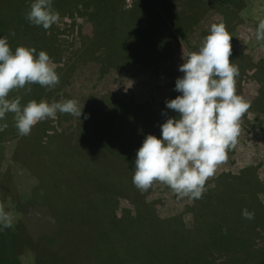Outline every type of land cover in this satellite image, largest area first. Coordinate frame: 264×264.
<instances>
[{
    "label": "rangeland",
    "instance_id": "obj_1",
    "mask_svg": "<svg viewBox=\"0 0 264 264\" xmlns=\"http://www.w3.org/2000/svg\"><path fill=\"white\" fill-rule=\"evenodd\" d=\"M75 1L55 0L53 7L60 19L44 30L25 19L31 0H0V37L9 38L13 51L18 46L46 51L60 77L59 83L51 89L33 84L14 90L11 98L21 97L22 104L31 99L49 103L75 99L83 109L80 119L85 111L96 108L102 115L109 113L114 101L140 104L136 106L146 103L152 111H158L172 98L176 77L173 72L180 73L179 67L184 63L183 49L186 54L198 51L211 25L223 22L233 36L230 61L239 69L236 92L250 107L256 104L264 109V41L258 42L255 38L257 25L264 20V0H226L225 4L220 0H85V4L81 1L74 6ZM194 2L195 9H191L194 13L190 16V3ZM109 4L111 8L107 9ZM170 4L177 9V14L168 8ZM99 7L102 10L99 11ZM19 14H22L20 18ZM110 14H115V18L104 20ZM122 15L123 22L118 18ZM186 17L190 22L183 36L175 18ZM123 26L128 38L120 35L117 44L124 56L114 55L111 59L105 55L111 33L115 30L117 38ZM139 26L149 28L143 29L153 35L152 41L159 51L162 50L166 61L176 62L172 72L168 67L153 65L150 56L138 55L132 47L129 50L130 46L145 48L150 45L145 36L141 43L129 38L130 28L137 30ZM153 51L156 53L155 47ZM234 51L242 56L235 59ZM29 87L31 91H27ZM247 94L259 97L253 99ZM106 117L101 119L105 124ZM80 119L57 113L55 118L37 123L29 135L20 136L14 114H7L4 122L8 127L0 132V205L13 213L14 223L12 228L0 231V261L7 264H77L66 261L62 255L66 252L85 255L95 250L98 264H142L132 262L129 255L135 248L129 246L127 238L135 230L144 229L132 218L145 219L150 210L158 212L160 209L170 211L168 215H178L183 209L185 220L181 230L183 233L191 230L192 242L165 240L164 246L175 251L160 250L168 255L166 262H176L177 258L183 261L184 256L200 249L213 254L227 249L226 254H215L223 264H264V231L261 224L258 226L264 222V211L253 204L257 200L250 196L259 185L252 175L253 167L259 174L258 182L263 191L258 197L264 205L263 114L249 108L241 117L235 148L206 181L202 197L194 200L178 198L167 185L159 182L147 191L137 189L132 182L134 169L115 154L94 148L80 136ZM84 122L85 118L82 125ZM100 164H111L117 172L107 171ZM93 166L97 168L94 175L91 174ZM242 169L243 177L239 181L251 184L247 186V200L240 206L235 204L242 201L243 188L229 192L231 187L225 184L213 189L216 184L212 181L221 171L238 173ZM120 174L128 175L132 189L116 193L114 188L120 189L123 179L118 176ZM143 200L147 201L145 205ZM203 203L207 212L205 218L200 219L198 211ZM244 210L254 213L253 218H245ZM161 235L164 236V232L157 237ZM92 243L96 245L90 248ZM188 244L191 247H187ZM188 248L192 249L185 251ZM240 248L251 252L231 256L236 253L230 249ZM83 263L88 264V261Z\"/></svg>",
    "mask_w": 264,
    "mask_h": 264
},
{
    "label": "clouds",
    "instance_id": "obj_2",
    "mask_svg": "<svg viewBox=\"0 0 264 264\" xmlns=\"http://www.w3.org/2000/svg\"><path fill=\"white\" fill-rule=\"evenodd\" d=\"M25 19L48 30L59 21L60 14L53 0H31ZM232 37L223 22L214 23L198 51L186 54L183 49L184 63L179 67L183 76L175 83V90L181 94L166 101V108L179 116L168 118L160 126V137L147 135L137 150L132 177L137 189L147 191L159 182L178 198L200 199L206 181L235 148L241 117L250 104L236 92L239 69L230 61ZM255 38L264 41V20L259 21ZM8 39L0 37V132L8 127L4 121L9 113L14 114L20 136L29 135L37 123L55 118L57 113L80 119L83 109L75 99L22 104L21 97H10L14 90L33 84L51 89L60 77L46 51L26 46L13 51ZM242 214L247 219L254 216L247 210ZM13 223V213L0 205V231L12 228Z\"/></svg>",
    "mask_w": 264,
    "mask_h": 264
},
{
    "label": "trees",
    "instance_id": "obj_3",
    "mask_svg": "<svg viewBox=\"0 0 264 264\" xmlns=\"http://www.w3.org/2000/svg\"><path fill=\"white\" fill-rule=\"evenodd\" d=\"M54 1L55 0H53V5H54ZM67 1H73V0H67ZM81 1L83 4H85V0H76L73 5L78 6L79 3H81ZM198 2L199 1L196 2V5L199 4ZM226 2H227L226 0H220L221 4H225ZM29 3H31V2H29ZM190 5H191V8H189L190 9V16H192L194 11L192 10V12H193L192 13L191 9H195L194 8L195 2H194V4L190 3ZM29 6H30V4H29ZM104 7H105V5H104ZM106 7H107V9L111 8L110 4H109V7L108 6H106ZM106 7H105V9H106ZM168 8L174 9V14H177V11H176L177 9H175L174 5L170 4V5H168ZM98 10L100 11V10H102V8L99 7ZM225 13H227V12H225ZM19 15H20L19 16V18H20L22 16V14H19ZM114 15L115 14H113L112 16H111V14L106 15L104 20H107V21L113 20L112 17L115 18ZM118 18H119V20H121V22H123V20H125L123 15H122V17H118ZM175 22L176 23L178 22L177 23L178 31L181 34H183V36H185L187 26L189 25L190 21H188V19L186 17V18H182L180 20H179V18H175ZM143 28H146V27L145 26H142V27L139 26V27H137V30H132V31H131L132 28H130V34H129L130 37L129 38H132V39L135 38V39H133V42L141 43L142 40L144 39L143 36H145L147 38L146 40L150 43V45H148V47H145V48H141L138 46H137V48H134V46H130L129 50L132 47L133 49H135L136 54H138V55L140 54L141 56H146V55L150 56V58H152L153 65H155L156 67H163V68L168 67L170 69V72H172L173 71L172 66H174L173 64H175L176 62L172 59H169V61H166L164 59L165 55H163L162 50L159 51L158 48L156 47V45L154 44V42L152 41L154 39L153 35H151V33L146 30L149 28H146V29H143ZM126 30L127 29H125L124 26H123V28L121 27L119 30V33L117 34V38L115 35V30L112 31V33H111L112 36L109 39L110 44H109L107 50L105 51L106 56H110L111 59H112V56H114V55H116V56L118 55V57L124 56L122 54V51H120L117 42L120 39V35H121V38H128V34H127ZM115 38H116V43L114 42ZM136 38H139V39H136ZM176 46L177 45H175V47ZM153 47H155L156 53H154ZM238 56H242V54L235 52V55H234V57H236L235 59H239ZM173 74L176 75V77H174L175 80L172 84L173 95H172L171 99H175L177 96H179L181 94L175 90V83H176L177 78L183 76L182 72H180V73H174L173 72ZM247 96H249L250 98H253V99H258V97H259V95L258 96H254V95L251 96L249 94H247ZM136 105H140V104H135L133 101H129V102L114 101L112 103L111 107H109V109H108L109 111H107L109 113L102 115L101 114L102 111L99 108H96L93 111L87 110L84 112L85 114L83 115L84 116L83 118H85V122L83 123V125L81 123L83 118L80 119V125H81L80 136L81 137L86 138L87 141L90 142V144L94 148H100V149L104 150L105 152L115 154L119 159H121L122 161L127 163L128 167L131 169H134V167H135L136 153H137V150L142 146V143H143L145 137L149 134L160 137V135H161L160 126L164 122H166V120L168 118L179 116V114L177 112L166 108V101L162 104V107L158 111H152L149 107H147L148 104H146V103L143 106H136ZM250 108L255 110V112H258V114L261 113L264 115V109L262 106L258 107L255 104L254 106H251ZM103 116H107L106 118H108V120L105 121V122H107V124H105L101 121V119H103ZM62 151H64L65 153L66 152L70 153L68 151V149H63ZM89 167H91V166H89ZM100 167L105 168V170H107V171H116L117 172V169H115L113 167V165H111V164L110 165L109 164H104V165L100 164ZM251 168L254 169L253 167H251ZM95 169H97L96 166H93V170L91 171L92 175H94ZM118 176H120L123 179L121 181L122 183H119L120 185L118 184L120 189H117V187L114 188L116 190V193L120 192V190L129 191L130 188L132 189L128 175L120 174ZM241 177H243V173L241 176L229 175V176L225 177L227 184L231 187L230 189L228 188V190H230L229 192H235L234 191L235 189H239V190L242 189V186H240V184L243 183V185H244L246 183V180H245V182L239 181V179H241ZM229 178H232V179H229ZM93 179L95 181L97 180V178H93ZM233 180H235V181H233ZM248 184H251V183H246L245 184L246 188L241 190L242 193H241L240 197H241L242 201H238V203H236L235 205L241 206L247 200V197H248L247 186H248ZM229 192H228V194H229ZM250 196L256 198V199L253 198L254 200H257V203L255 201V202H253V204H256L257 206H261L262 211H264V207H263L264 205L262 204V201L259 199V197L256 195V193L254 191H252ZM237 200L238 199H236V201ZM91 205H92V203H91ZM198 212H199L200 219L205 218L204 215H205V212H207L206 208H205V204L201 205L199 207ZM201 216H204V217H201ZM126 221H129V220H126ZM136 222L143 225L144 232H142V230H141L142 233H140L139 231H136L134 233V236H130L127 238V242L130 243V245H129L130 247L132 245H134L135 250H140V249L147 250V249H149V251H151V253L149 252L150 255L148 254V251L143 256L139 255L140 258L143 257L142 259L145 260L142 264H172V263H174V264H216L218 261L217 255H214L211 252H204V250L200 249L197 252L194 251L195 253L187 254V257L184 256L183 261H181L177 258L178 261H176V262L175 261L166 262L165 259L168 257V255L163 254V253L161 254L160 250L157 251L155 249H159L160 246L165 247L164 246L165 240H169V239L170 240H179L185 244L188 242H192L191 230H187L186 233H183L181 230L182 227L175 220H171V221L169 220V221L164 222V221H160L158 218H154V217L149 218L148 217V218L140 219V220L137 219ZM259 225L262 226V230L264 231V222L259 223L258 226ZM230 227H231V225H230ZM164 229H166V230L164 231ZM163 232H164V236L161 235V237L158 238L157 235L159 233L162 234ZM96 241H97L96 244L99 245V242H98L99 239H97ZM252 242H253V244L256 243L253 239H252ZM190 245L191 244H188L187 247H191ZM165 248H166L165 253H168V251L175 253V251L172 250L170 247H165ZM190 249H192V248L185 249V251L190 250ZM230 250H232L233 253H237V252H234L235 249L234 250L230 249ZM253 251L257 252V250H252V252ZM245 252H251V251H245ZM136 255L138 257V254H136ZM237 255L235 254V256H237ZM241 255H238V256H241ZM231 256H234V255L232 254ZM98 261L99 260L97 259V264H98ZM218 263L221 264L222 262H218ZM0 264H7V263L0 261Z\"/></svg>",
    "mask_w": 264,
    "mask_h": 264
},
{
    "label": "crops",
    "instance_id": "obj_4",
    "mask_svg": "<svg viewBox=\"0 0 264 264\" xmlns=\"http://www.w3.org/2000/svg\"><path fill=\"white\" fill-rule=\"evenodd\" d=\"M83 138V137H82ZM243 170L244 169H242V170H240L238 173H232V172H230V171H221L220 173H218V174H216L215 176H214V178H213V181H212V183L214 182L216 185L214 186V188L213 189H215V188H217V187H219V186H221V185H225V184H227V181H226V179L225 178H222V176L224 177H226V176H229V175H236V176H241L242 175V173H243ZM252 175H253V177L255 178V180H256V182L259 184L257 187H255L254 189H253V191L256 193V195L258 196V195H260V193H261V191H263L262 190V188H261V184L258 182V179H259V174L257 173V170H255V168H254V170H253V173H252ZM225 179V180H224ZM229 179H232V178H229ZM228 180V179H227ZM222 183H221V182ZM226 181V182H225ZM240 186H242V188L243 189H245L246 188V186H245V184L243 185V183H241L240 184ZM146 202L147 201H145V200H143L142 201V204H146ZM140 204V203H139ZM149 203H147V205H148ZM173 204H175V203H173ZM141 205V204H140ZM202 205H204V203L202 204ZM91 206V205H90ZM183 207V206H182ZM150 215H145L144 216V218H152V217H154V218H158L160 221H171V220H175V221H177V223L182 227L183 225H184V218H185V214L183 213V209L181 210V211H178L179 213L180 212H182V213H178V215L177 214H170V215H168L169 214V212L170 211H168V210H163V209H160L158 212L157 211H152V210H150ZM167 214V215H166ZM184 214V215H183ZM205 215H206V212H205ZM204 215V216H205ZM204 216H201V217H204ZM130 219V218H129ZM133 219V221H135L136 222V217H134V218H132ZM134 223V222H133ZM137 230H135L134 231V233L136 232ZM140 233H142V232H144V229L142 230V232L140 231V230H138ZM134 233H133V235L132 236H134ZM96 240H97V237H96ZM94 242V241H93ZM94 245H95V243L93 244H91V247L90 248H93L94 247ZM153 250V249H152ZM155 250H161V251H163V252H165L166 251V249L165 248H163V247H160L159 249H155ZM234 250V249H233ZM257 250H259V249H257ZM148 251V254L150 255V253H151V251H149V249H147V250H143V249H140V250H135V249H133V250H131V254L129 253V255H130V257H132V262L134 261V262H136V261H138L139 263H143L145 260L144 259H142V258H140V256L139 255H145L146 254V252ZM227 249H222V250H218L217 252H219V253H215V254H226L227 253ZM246 251V249H244V251H243V249L242 248H240V249H235L234 250V252H240V254H238V255H241L243 252H245ZM93 252H95V254H96V251L94 250ZM93 252H89V253H87V254H85V255H79V254H75V255H73L72 253H70V252H66L65 253V255H62V256H65L64 258H65V260L66 261H68V262H70V263H77V264H84L83 263V261L85 260V261H88V264H97V259L95 258V254L93 253ZM150 252V253H149ZM211 252V251H210ZM221 252V253H220ZM57 254V253H56ZM94 254V255H93ZM136 254H138V257H137V255ZM162 254V253H161ZM214 254V255H215ZM60 255V256H61ZM232 255V254H231ZM234 256H235V254H233ZM236 255H237V253H236ZM237 255V256H238ZM86 258V259H85ZM144 260V261H143ZM142 261V262H141ZM217 261V260H216ZM218 262H222L221 260H219L218 259V261H217V263L216 264H219ZM221 264H223V263H221Z\"/></svg>",
    "mask_w": 264,
    "mask_h": 264
}]
</instances>
